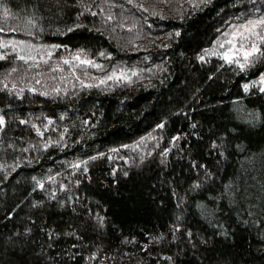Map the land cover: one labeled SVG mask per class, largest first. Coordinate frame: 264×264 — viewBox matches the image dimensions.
<instances>
[{
  "label": "trees",
  "instance_id": "obj_1",
  "mask_svg": "<svg viewBox=\"0 0 264 264\" xmlns=\"http://www.w3.org/2000/svg\"><path fill=\"white\" fill-rule=\"evenodd\" d=\"M134 4L0 0V41L61 45L58 54L83 49L110 70L138 72L130 84L89 88L73 77L52 87L32 84L35 92L23 87L17 95L8 79L16 55L0 48L7 57L0 60V89L8 86L0 91L6 121L0 134V264H264V94L258 83L248 92L242 87L264 73V58L246 71L219 57L198 59L233 22L253 15L252 2ZM109 12L115 19H107ZM77 76L98 83L94 74L79 70ZM45 91L50 94H40ZM160 123L165 127L156 128ZM152 133L162 140L159 151L129 165L116 161L112 149L126 156L122 145ZM173 136L179 139L172 142ZM52 141L59 143L45 149ZM213 141L221 147L213 149ZM164 148L170 152L162 157ZM98 153L104 155L89 159ZM81 161L88 163L72 167ZM192 162L211 176L205 179V169ZM198 179L201 187L191 190ZM173 191L186 197L180 207ZM175 224L180 231L174 239Z\"/></svg>",
  "mask_w": 264,
  "mask_h": 264
},
{
  "label": "snow or ice",
  "instance_id": "obj_2",
  "mask_svg": "<svg viewBox=\"0 0 264 264\" xmlns=\"http://www.w3.org/2000/svg\"><path fill=\"white\" fill-rule=\"evenodd\" d=\"M129 4H134V0H127ZM163 2H168V0H163ZM187 3H190L193 8H197L200 6V4H206L208 0H199L197 3L196 0H186ZM252 2V11L253 15L246 17L244 23H238V24H233L231 25V31L226 32L223 34L225 37L223 43L220 41L217 42V47L210 48V49H205L203 51V54L198 56V59L200 61H205L206 56H213V57H219L222 59L225 63L227 64H236L240 71H246L248 68L254 66L257 57L264 58V51L261 49V45H264V3H261L260 0H251ZM134 6L138 9H143V11L147 12L149 11L148 7H146L143 4H134ZM86 7V6H85ZM5 13H8V9H4ZM104 9L101 8V12H103ZM255 13H260V15H255ZM155 15L156 13L153 12L151 13ZM93 15H96V13H93ZM108 20H113L115 19L114 15L109 12ZM31 25L35 27L36 22L35 20L30 21ZM80 25H77L76 27H79ZM122 26V25H121ZM19 29H13L9 28L8 31H17ZM5 28L0 27V32H4ZM68 31H72L71 28L68 29ZM28 35H32L31 32H28ZM172 34L170 33L169 36ZM175 35H180V33L177 31ZM225 45H227V50L221 51L220 49H224ZM164 47H168L167 44L163 45ZM0 47H11L14 52H16V59L25 62V64H28L29 61H33L32 64H28L29 68H34V67H39V63H36V61L39 59V61H42L43 63L47 64L48 60L52 57L53 52L50 49H56L61 47V45H33L28 41L20 40H11V41H0ZM66 47V46H65ZM100 56L106 57L107 59H111V53H106V52H100ZM7 57L3 54H0V60L6 59ZM242 58V59H241ZM61 60L64 65L69 66V70L72 72L73 76H75V70L77 67L87 65L89 67L98 69L100 71L105 70V66L97 63L94 59L88 58V54L85 50L79 49L75 53H70L68 58L61 57ZM55 70V69H53ZM17 69L14 67L11 69V72H15ZM10 74V73H9ZM39 75V73H37ZM85 76L89 75V73L85 72ZM138 72L136 69H127L124 67H119V66H113L111 71L108 72L105 76L103 77H92V79L97 80L98 83L92 84V83H85L79 76H75L77 80H80L81 86L82 87H99L100 85L106 84L108 81H113L116 84H130L132 83V77L137 76ZM5 79H7V74L5 76ZM37 84L40 83L39 80L36 81ZM259 84V92L264 94V73H261L258 77V80L251 81L250 83H244L242 85L243 89L245 92H248L250 90L251 86H254L256 84ZM15 87V85H13ZM32 92H35V88H30L29 89ZM0 91H8V86L7 84L4 85L3 89H0ZM24 90L20 89V91L17 93V95H20ZM53 92H56L57 94L60 92L59 88H54L52 90ZM41 95H49L50 93L45 91L41 92ZM256 119V117H253ZM48 119V124L50 125L53 121L51 118H46ZM61 119H63V116H61ZM21 124H26L28 121L21 120ZM84 123H87V121H84ZM6 124L5 121V116L0 115V131L4 130V126ZM34 128H36L37 134L40 136H43L44 133L38 128L36 125H33ZM47 125L44 126L45 130H47ZM165 125L163 123L157 124L156 128L162 129L164 128ZM193 128L196 127V125H192ZM67 131V129H65ZM155 139V137H152ZM144 138H141V142H138L135 147H139L140 143H142ZM179 139V136H173L172 137V142H175L176 140ZM59 143V141H52L51 143H45L44 148L47 149L49 147L54 146L55 144ZM159 146V145H157ZM121 147L124 148H129L133 147L130 145H122ZM211 147L213 149H217L221 147V145H218L215 141L212 142ZM26 150V149H25ZM111 151H118L117 149H112ZM170 152L169 148H164L161 153H159L162 157L166 156ZM223 155V153H220ZM103 153H98L97 156L90 157V160H95L100 156H103ZM164 161L162 160L161 163ZM87 161H81L78 164H73L72 167L74 168H79L80 164L87 165ZM191 167L201 169L204 168V177L205 179L209 178L211 176V173H209L206 170L205 165H199L196 164L195 162H192L190 165ZM83 171L87 173L88 168L85 166L83 168ZM125 176L128 175L127 172L124 173ZM35 180L36 178L33 177ZM49 180H52L53 177L49 176ZM79 183V181H77ZM38 187L43 188L44 183L43 181H38ZM64 186L61 185V188ZM201 187V182L198 179L197 182L193 183L191 185V190H196ZM230 187V186H226ZM246 192V189H245ZM173 196H175L178 200L177 207H180L181 204H184L186 202V197L180 196V194L176 191H173ZM243 195V193H242ZM213 202L215 203V200L217 199L216 197H211L210 198ZM197 207L201 208L202 212L205 214H214L215 213V208L209 210L206 206L204 205H197ZM177 221H180V217L177 216ZM180 231V225L175 224L173 225V238L175 239V232ZM187 235L189 237H192L191 231L187 232ZM155 239H163V236L155 238ZM168 259H171V257H168Z\"/></svg>",
  "mask_w": 264,
  "mask_h": 264
},
{
  "label": "rangeland",
  "instance_id": "obj_3",
  "mask_svg": "<svg viewBox=\"0 0 264 264\" xmlns=\"http://www.w3.org/2000/svg\"><path fill=\"white\" fill-rule=\"evenodd\" d=\"M245 19H246V17L244 19H241V20H236L235 22H233V24L244 23ZM227 30H228V32L231 31V26H229V28ZM223 34H222V37L220 40L221 43H223V41L225 39ZM4 39H6V41L15 40V39H12L10 37H6ZM1 41H5V40H1ZM28 42H30V41H28ZM30 43L33 45H37V46L40 45L37 42H30ZM227 47L228 46L225 45V48L220 49V50L221 51L227 50ZM0 48H2L3 50H7L9 52H14L11 47H7V48L0 47ZM50 50L53 52V55L48 60L47 64L43 63L42 61H39V59L36 61V63H39V67L29 68L28 64H32L33 61H29L28 64H25V62L16 59L17 63L13 66V68L15 67L17 69V71L11 72V70H10V74L8 75L9 81L11 83H13V85H17L19 90L24 89L23 87L31 88L32 84L39 85L41 87H52L56 84L66 82V80H69V79L77 76V72L79 70H81L83 73L87 72L89 74H94L98 77H101V75H106L108 72L111 71L110 65L107 68L105 67L104 71H100L98 69L84 65V66L77 67L75 70V76H73L72 72L69 70V66L64 65L62 60H61V57L68 58L70 52L58 54L57 49H50ZM14 53L16 55V52H14ZM95 61L101 65H104L102 62H100L96 59H95ZM53 69H55V70H53ZM37 73H39V75H37ZM37 80L40 81L39 84L36 83ZM77 83L81 84L80 82H77ZM1 132L2 131H0V134H1ZM152 137H155V139H153ZM138 142H141V140H139ZM138 142L134 143L133 145H130L133 147H129V148L123 147L122 148L125 150L126 156H124L123 150L118 149L117 153L115 154L116 161L119 164H122V163H120V161H124L123 164L129 165L131 163V160H136L137 157L141 159V157L149 156V155L159 151L163 145L160 137L156 136L154 133H152L151 135H148L146 138H144L142 143H140L139 147H135V145ZM157 145H159V146H157Z\"/></svg>",
  "mask_w": 264,
  "mask_h": 264
}]
</instances>
